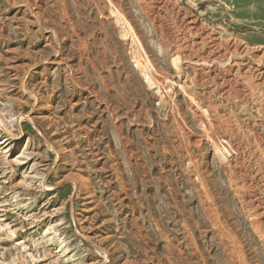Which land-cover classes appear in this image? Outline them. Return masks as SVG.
Here are the masks:
<instances>
[{"label": "rangeland", "instance_id": "obj_1", "mask_svg": "<svg viewBox=\"0 0 264 264\" xmlns=\"http://www.w3.org/2000/svg\"><path fill=\"white\" fill-rule=\"evenodd\" d=\"M0 264H264V0H0Z\"/></svg>", "mask_w": 264, "mask_h": 264}, {"label": "built area", "instance_id": "obj_2", "mask_svg": "<svg viewBox=\"0 0 264 264\" xmlns=\"http://www.w3.org/2000/svg\"><path fill=\"white\" fill-rule=\"evenodd\" d=\"M131 65L141 74L143 84L155 96L156 108L162 107L163 102L169 98L166 87L170 84L177 85L170 80H166L144 54L134 55L131 58Z\"/></svg>", "mask_w": 264, "mask_h": 264}, {"label": "bare ground", "instance_id": "obj_3", "mask_svg": "<svg viewBox=\"0 0 264 264\" xmlns=\"http://www.w3.org/2000/svg\"><path fill=\"white\" fill-rule=\"evenodd\" d=\"M119 22H120V26H121V29H122L121 33H123L124 36L130 35L132 30L127 26V24L124 23L122 20H120ZM132 34H133V32H132ZM135 40H137V39H135ZM221 141L222 142H221L220 151H221L222 156L224 158H226V159H231L235 155V150H233V147L229 143V141H227V140H221ZM215 146H217L216 150H217V152H219V146L218 145H215Z\"/></svg>", "mask_w": 264, "mask_h": 264}]
</instances>
